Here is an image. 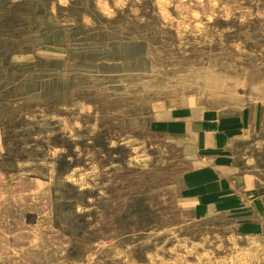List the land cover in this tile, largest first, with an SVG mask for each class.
Returning a JSON list of instances; mask_svg holds the SVG:
<instances>
[{"label":"rangeland","instance_id":"obj_1","mask_svg":"<svg viewBox=\"0 0 264 264\" xmlns=\"http://www.w3.org/2000/svg\"><path fill=\"white\" fill-rule=\"evenodd\" d=\"M206 162L264 179V0H0V264H264Z\"/></svg>","mask_w":264,"mask_h":264},{"label":"crops","instance_id":"obj_2","mask_svg":"<svg viewBox=\"0 0 264 264\" xmlns=\"http://www.w3.org/2000/svg\"><path fill=\"white\" fill-rule=\"evenodd\" d=\"M195 124H183L182 137L187 132H194L193 127H196L198 141L212 155H205L201 159L209 160V157L216 155L215 151L208 149L215 142L216 136L207 128V123ZM217 165L206 162L187 174L185 184L188 195L184 197V201L188 202L187 209L199 217L216 213L228 214L233 219L243 221L241 228L245 231H264V179L261 184H251L248 177L234 179L231 171Z\"/></svg>","mask_w":264,"mask_h":264}]
</instances>
